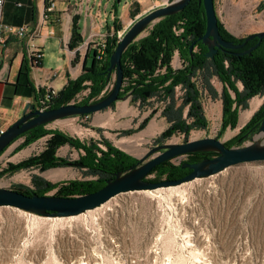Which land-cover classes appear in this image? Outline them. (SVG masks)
Listing matches in <instances>:
<instances>
[{
    "label": "rangeland",
    "instance_id": "rangeland-1",
    "mask_svg": "<svg viewBox=\"0 0 264 264\" xmlns=\"http://www.w3.org/2000/svg\"><path fill=\"white\" fill-rule=\"evenodd\" d=\"M171 1L91 0V3H94V11L99 7L102 11H109L113 2L121 14L123 8L127 7L125 19L120 16L117 20L119 29L109 33H116L119 38V33H125L131 26L135 15L140 17ZM214 2L220 22L235 37L250 34L255 24L263 23L259 19L261 16L257 15L264 8L262 1ZM150 27L151 25L147 26L140 36L146 34ZM109 34L101 37L94 46L96 52L99 44ZM175 59L173 64L181 65L178 55ZM212 85L216 95L206 94L202 98V109L207 121L205 128L191 129L188 135L178 130L164 135L169 127L168 122L161 118L160 110H154L158 115L154 121L160 124L146 136L142 135L145 130L138 134L132 133L145 125L148 116L137 128L120 129L116 143L103 136L95 140H99L97 142L104 146L102 141L105 139L137 158L156 145L157 141L183 142L204 136H216L221 140L230 141L263 102L242 124L239 118L245 109H239L236 126H227L221 130L222 83L216 78L213 79ZM238 86H242L240 82ZM110 89L111 85L103 93H108ZM87 93L88 89L82 90L70 102L83 101ZM177 94L179 96L180 89H177ZM153 108L157 111L158 106ZM93 115L94 112L86 116L73 115L78 116L76 118L64 117L47 123L46 128L59 129L71 136L89 140L92 137L86 127H90ZM195 133L197 136L193 138ZM251 136L264 145V132H256ZM48 137L49 135H45L27 145H23V137H18L4 149L0 154V186L33 187L34 174L54 183L88 180L94 177L74 163L78 161L82 151L72 148L69 144H64L57 150V155L67 160V164L44 171L31 168L14 173H1L10 163H18L42 151ZM251 141V137L246 138L241 145ZM207 152L211 153L207 157H213L217 153L213 149H208ZM185 159L184 154L174 157L172 161L178 163ZM52 169H57L58 174L50 179L46 172ZM176 185L180 192H171L170 188H166L170 185L162 186L167 200L147 192L146 189L129 190L118 193L104 202L105 204L92 208L91 213L75 214L72 219L64 217L63 221L49 218L56 215L37 213L34 214L40 220L32 221L33 212L14 206H0V264H71L80 257L86 261L87 256L98 257L103 264H164L168 262L165 245L168 244L169 238L173 239L170 244L171 256L177 257L181 254L188 264H264V160L241 162L217 173L195 177ZM56 192L57 188H53L47 194ZM187 239L190 241L187 242ZM191 248L202 253L200 259L194 257Z\"/></svg>",
    "mask_w": 264,
    "mask_h": 264
},
{
    "label": "trees",
    "instance_id": "trees-1",
    "mask_svg": "<svg viewBox=\"0 0 264 264\" xmlns=\"http://www.w3.org/2000/svg\"><path fill=\"white\" fill-rule=\"evenodd\" d=\"M218 24L220 33L225 39L234 42L244 40L246 35L235 37L224 28L219 19ZM114 29L117 30L119 27L116 25ZM205 29L206 17L203 3L199 0H189L181 10L161 17L145 35L133 40L122 53L123 84L119 92L121 97L130 93L131 100L140 103H144L153 96L162 97L160 99L166 104L163 108L164 112L173 102L175 88L180 86L183 91L178 108L188 106L186 116L182 117L181 111H176L179 113L176 118L170 121L164 135H169L175 130L188 135L191 129L207 126L202 109V97L204 91L210 95H216L215 88L211 83L213 77L222 82L220 94L222 99L221 130L227 126L234 128L238 120L239 109L247 108L248 100L252 96L264 94V38L251 53L240 52L245 47L254 44L258 40L257 37H253L240 48H220L214 56L208 57L205 55L207 45L199 39ZM72 37L73 41L74 38L76 41L71 42V46L82 41L77 38L79 33L76 30ZM194 40L196 43L193 50L190 51L189 46ZM118 41L116 33L107 35L104 40L103 55L98 57L99 54L94 50L91 64L84 65L79 76L68 80L67 84L52 98V106L70 102L85 89H88L87 96L83 101L76 103L92 102L105 96L107 93L103 92L107 90L108 86L112 87L114 83L115 71L109 72L108 66L110 55ZM176 51L182 60V66L177 69L171 65L172 57ZM88 53L89 50L86 55ZM31 62L33 63V61ZM238 82L241 83V88H239ZM44 92H42V96ZM113 104L114 102L111 105ZM89 114L91 113L83 116ZM165 115L168 116L166 112ZM263 116L264 101L239 132L230 141H225V144L228 146L241 145L244 139L251 137L258 130L259 122ZM46 124L34 126L16 137H23L22 143L27 145L40 137L49 135L45 148L18 163H10L1 173H14L31 168L44 171L51 167L67 164L69 163L67 160L57 155V150L60 146L69 144L72 148L82 151L78 161L76 160L74 163L80 162L79 167L86 169L94 177L88 180L54 183L45 180L39 174H34L32 176L33 187L12 188L26 194L33 192L47 194L53 188H57L55 194L78 196L99 189L105 184L106 179L113 177L116 171L125 172L138 161L137 157L128 154L105 139L102 141L104 146H101L97 142L99 140L92 138L83 140L59 129L46 128ZM208 154L211 153L207 150H200L185 154L186 159L178 163L172 161L174 157L163 160L151 169L146 178L151 181H159L181 177L190 170L182 166L185 161L196 162L207 157Z\"/></svg>",
    "mask_w": 264,
    "mask_h": 264
},
{
    "label": "crops",
    "instance_id": "crops-1",
    "mask_svg": "<svg viewBox=\"0 0 264 264\" xmlns=\"http://www.w3.org/2000/svg\"><path fill=\"white\" fill-rule=\"evenodd\" d=\"M254 1L264 2V0ZM52 2L53 6H51ZM98 5L100 6V1ZM93 7L94 3H91V0H5L3 21L11 25L24 24L28 31L36 28L38 34L34 42L41 49V57L38 64L31 62L27 52L28 34L20 36L6 33L4 41L0 43V126L7 128L22 114L25 105L28 102L35 104L47 88L58 92L69 79L79 76L84 65L91 64L94 46L98 44L101 37L114 30L120 16L125 19L124 13L128 10L124 7L122 14L119 13L115 2L109 11L107 9L102 11L100 7L94 11ZM257 15L262 17L259 19L263 23L255 24L252 33L264 30V8ZM135 16L134 21L139 18V15ZM75 30L79 33L77 38L82 41L71 46L70 43L76 41L75 38L73 41L72 37ZM93 34L92 42L85 46L84 41ZM87 50H89L88 55H86ZM177 55L176 51L171 60V65L175 69L182 66L181 59V65L173 64ZM213 79L216 77L211 79V83ZM177 89H180L179 96H177ZM182 92L180 86L175 88L173 102L164 112L163 108L166 104L160 99L162 97L153 96L144 103H140L131 100V94L126 93L113 105L95 111L90 127L86 129H89L88 133L94 139L103 136L116 143L115 139L120 129L137 128L139 123L148 116L145 125L132 133L138 134L145 130L146 132L142 135L146 136L159 127L160 122L154 121L158 116L155 112L160 110L161 118L166 120L168 125L173 118L177 117L179 112L176 111H181L182 117L186 116L188 106L178 108ZM206 94L211 96L204 91L203 96ZM255 96L261 97L259 104L263 102L264 94H256L248 100L249 107ZM166 100L168 102V99ZM157 106L156 111L153 107ZM67 117L76 118L78 116ZM55 173L58 174V172Z\"/></svg>",
    "mask_w": 264,
    "mask_h": 264
},
{
    "label": "water",
    "instance_id": "water-1",
    "mask_svg": "<svg viewBox=\"0 0 264 264\" xmlns=\"http://www.w3.org/2000/svg\"><path fill=\"white\" fill-rule=\"evenodd\" d=\"M119 1V0H117ZM189 0H172L171 2L158 6L133 21L131 26L119 39L115 49L109 58L108 71H115L114 83L108 93L102 98L78 104L68 102L59 106L46 109H38L35 104L28 102L22 110V114L13 121L0 135V154L21 133L26 130L56 119L71 115H84L93 113L110 106L121 98L119 92L123 84V68L121 56L127 46L137 38L149 25H153L161 17L173 14L181 10ZM203 3L206 29L199 39L207 45L205 55L214 56L218 49L239 48L253 37L258 40L240 53H251L264 38V30L256 31L245 36L242 42H234L225 39L220 33L218 15L214 0H199ZM196 40L192 41L189 50H193ZM256 132H264V116L259 122ZM255 132V133H256ZM251 142L245 145L228 146L224 140L216 136H204L189 139L183 142L157 143L142 156L129 170L116 171L112 178H108L105 184L95 191L78 196H63L58 194H26L14 188L0 186V206H14L33 213L43 215H75L88 209L95 208L118 193L139 190L154 189L162 186L176 185L195 177L208 176L226 169L227 167L241 162L264 160V145L259 144L251 136ZM213 149L217 153L213 157H205L196 162H184L183 167L189 168L185 175L174 179H163L151 181L146 177L151 169L163 160L178 157L190 152ZM75 164H79L77 162Z\"/></svg>",
    "mask_w": 264,
    "mask_h": 264
},
{
    "label": "bare ground",
    "instance_id": "bare-ground-1",
    "mask_svg": "<svg viewBox=\"0 0 264 264\" xmlns=\"http://www.w3.org/2000/svg\"><path fill=\"white\" fill-rule=\"evenodd\" d=\"M260 101H261V97L260 96H255V98L252 99V105L249 108L243 110L241 112V114H240V118H239L240 124L244 123L248 119V117L250 116V114L252 113V111H254L255 108H257V106L259 105ZM213 130L216 131L215 126H213ZM225 135H228V134H225ZM196 136H197V133H195L193 135V138H195ZM55 172H58V170L57 169H52V170L47 171L46 172V175H47V177H49L51 179V178H54V176L57 175ZM176 186L177 185H170L169 187H166V188H170V191L173 192V193L180 192L179 187H176ZM162 189H163V187H157V188H154V189H146V191L147 192H150L152 194H156L157 196H160L163 199L167 200L168 197L163 194ZM170 206H171V204H170ZM92 210L93 209H88V210L82 212L81 215H85L87 213H91ZM31 216H33L32 217V221H35V220L39 221L40 220V219L37 218V216L34 213H32ZM74 216H76V215H56V216H51V217L49 216V218H52L55 221L56 220H59V221L62 220L63 221V218L64 217H67L69 219H72V218H74ZM172 241H173V239L172 238L171 239L169 238V241H167L168 244L165 245V250L167 252V258L166 259H167L168 262H165L164 264H188L187 263V259L183 255H181V254H178L177 257H172L171 256V253H170L171 252L170 251V244L172 243ZM189 241L190 240L187 239V242H189ZM191 253L194 255V257L199 258V259L201 258L202 253L200 251H195L194 248H191ZM52 257L54 258V260L56 259L55 256H52ZM51 262H53V261H51ZM53 264H55V263L53 262ZM71 264H103V262L98 257H90V256H87L86 261H85V258L80 257L76 261H74V263H71Z\"/></svg>",
    "mask_w": 264,
    "mask_h": 264
},
{
    "label": "built area",
    "instance_id": "built-area-1",
    "mask_svg": "<svg viewBox=\"0 0 264 264\" xmlns=\"http://www.w3.org/2000/svg\"><path fill=\"white\" fill-rule=\"evenodd\" d=\"M5 0H0V43H2L5 39L6 33H14L20 36H23L25 34H28L27 38V52L33 63L37 64L36 62H39V59L41 57V49L39 46L34 42L35 37L38 34V30L36 28H33L28 31L27 26L22 25H11L7 24L3 21V6H4ZM53 2L51 3V6H53ZM51 8V7H50ZM134 20L131 21L133 23ZM27 32V33H26ZM124 33H119V39L123 36ZM93 35H90L88 39L84 41V45L88 46L92 42ZM103 48H104V41L99 44L97 53L99 54L98 57H101L103 55ZM57 91L53 90L52 88H47L42 96L38 100V102L35 103L36 108L38 109H46L49 107H52V98L56 95ZM5 127L0 126V135L5 131Z\"/></svg>",
    "mask_w": 264,
    "mask_h": 264
},
{
    "label": "flooded vegetation",
    "instance_id": "flooded-vegetation-1",
    "mask_svg": "<svg viewBox=\"0 0 264 264\" xmlns=\"http://www.w3.org/2000/svg\"><path fill=\"white\" fill-rule=\"evenodd\" d=\"M247 42H248V41H247ZM245 44H246V43H245ZM245 44H244V45H245ZM244 45H243V46H244ZM247 47H249V46H247ZM247 47H245V48H247ZM239 48H240V47H239ZM245 48H244V49H245ZM244 49H243V50H244ZM241 51H242V50H241Z\"/></svg>",
    "mask_w": 264,
    "mask_h": 264
}]
</instances>
